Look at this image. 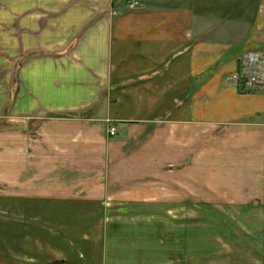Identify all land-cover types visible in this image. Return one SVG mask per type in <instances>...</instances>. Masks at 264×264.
Wrapping results in <instances>:
<instances>
[{
	"label": "crops",
	"instance_id": "0c3cea01",
	"mask_svg": "<svg viewBox=\"0 0 264 264\" xmlns=\"http://www.w3.org/2000/svg\"><path fill=\"white\" fill-rule=\"evenodd\" d=\"M261 49L264 0H0V264H264Z\"/></svg>",
	"mask_w": 264,
	"mask_h": 264
},
{
	"label": "built area",
	"instance_id": "2783aa9c",
	"mask_svg": "<svg viewBox=\"0 0 264 264\" xmlns=\"http://www.w3.org/2000/svg\"><path fill=\"white\" fill-rule=\"evenodd\" d=\"M227 82L239 87L264 90V49L251 51L239 60V68L227 77ZM115 135V128H111Z\"/></svg>",
	"mask_w": 264,
	"mask_h": 264
}]
</instances>
